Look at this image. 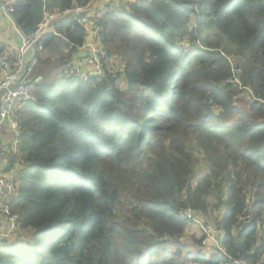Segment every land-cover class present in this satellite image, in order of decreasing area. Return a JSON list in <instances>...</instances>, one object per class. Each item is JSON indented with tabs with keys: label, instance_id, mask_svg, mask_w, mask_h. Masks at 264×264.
Instances as JSON below:
<instances>
[{
	"label": "trees",
	"instance_id": "obj_1",
	"mask_svg": "<svg viewBox=\"0 0 264 264\" xmlns=\"http://www.w3.org/2000/svg\"><path fill=\"white\" fill-rule=\"evenodd\" d=\"M91 1L14 0L9 14L28 36L46 11ZM99 24L122 70L37 83L15 114L17 231L0 264H264V0H143ZM61 32L86 39L74 21ZM211 199L221 250L183 258Z\"/></svg>",
	"mask_w": 264,
	"mask_h": 264
},
{
	"label": "built area",
	"instance_id": "obj_2",
	"mask_svg": "<svg viewBox=\"0 0 264 264\" xmlns=\"http://www.w3.org/2000/svg\"><path fill=\"white\" fill-rule=\"evenodd\" d=\"M42 1L45 2L46 0ZM95 1L77 5L72 9L46 11L37 29L28 36L24 35L23 42L16 53L10 58L0 61L2 75L0 81V95L2 96L0 129L3 130L5 126H9L13 130L16 139L19 138V121L16 119L14 112L17 109L20 110L26 104L35 102L38 92L37 85L27 80L30 69L26 59L29 52L37 49L46 37L62 38L67 45L68 52L71 54L73 63L65 68L61 76L63 78L75 77L83 81L96 80L97 83H102L106 75V68L112 70L115 74L117 72L114 71V67H119L118 72L122 70L123 63L121 59L110 55L104 47L101 36L102 28L99 24V20L105 17L109 10L111 12L113 10L109 7L95 10ZM13 2L14 0L12 4ZM11 5L6 6L3 0H0V9L8 14L11 11ZM70 21L76 22L85 29L86 39L82 44L69 43L64 33L61 32V26ZM88 36H92L93 39L88 40ZM197 47L204 49L199 44ZM194 48L189 43L183 45V51L186 53ZM228 82L241 87L237 78L233 77ZM21 170V164L17 162L10 174L0 180V217L3 218V222L0 224V243L11 239L17 231L18 216L12 212L10 203L17 193ZM183 216L186 219L194 218L193 212L190 210H185Z\"/></svg>",
	"mask_w": 264,
	"mask_h": 264
},
{
	"label": "crops",
	"instance_id": "obj_3",
	"mask_svg": "<svg viewBox=\"0 0 264 264\" xmlns=\"http://www.w3.org/2000/svg\"><path fill=\"white\" fill-rule=\"evenodd\" d=\"M12 1L13 0H3L6 6L11 5ZM139 1L143 0H96L94 3V9L98 10L99 8L102 9L109 7L112 8L113 11L127 10L131 4H135ZM23 39L24 34L18 29L16 24L13 22L10 17V14L0 9V47L2 48L0 61L3 59L10 58L14 53H16V51L22 44ZM89 39L92 40V36H88V40ZM52 45H54L55 47L52 48L54 49V51L50 53V57L52 58V56L55 55L56 57L58 56V59L61 60V73L59 76L61 77L65 68L71 63H73V61L71 60V54L67 50V45L62 38H56L54 44ZM43 47L44 44H41L38 46L37 49H33L32 51H30L26 59L28 68L30 69V72L27 76V80L34 82L36 85L37 83L39 84L42 81L49 83L48 79H50L49 68L46 64H50L52 60L50 58L42 59V54L40 51ZM58 50L59 52L57 53ZM35 69H37L36 72ZM1 79L2 75L0 72V81ZM1 99L2 96L0 95V111L2 107ZM17 110L14 112L15 114H17ZM18 139H16L11 127L5 126L3 130L0 129V180L7 177L16 165V163H13L11 156L15 155L18 151ZM2 219L3 218L0 217V224L3 222Z\"/></svg>",
	"mask_w": 264,
	"mask_h": 264
},
{
	"label": "rangeland",
	"instance_id": "obj_4",
	"mask_svg": "<svg viewBox=\"0 0 264 264\" xmlns=\"http://www.w3.org/2000/svg\"><path fill=\"white\" fill-rule=\"evenodd\" d=\"M54 47V45L48 47L44 46L40 51L42 54V59L50 58L52 60L50 64H46L50 72V79H48V82L54 81L60 76L61 73V60L58 59L59 57H56L55 55H53L52 58L50 57V53L54 51V49H52ZM58 52L59 50L57 51V53ZM118 68L119 67H114V71L118 72ZM36 71L37 69H35V72ZM117 86L120 90H125L127 88L126 79L124 77H119L117 79ZM246 100L250 101L251 98L246 97ZM196 157L198 159V166L195 169V179L193 181L194 185L197 183L198 179L201 178L202 174L206 173L207 171V164L205 163L203 158L199 154H196ZM210 202L212 203L210 214L205 219H202L201 221L197 220L192 223L182 239L186 244L182 247V252L184 253L183 258H191L193 257L192 254L209 256L210 254L218 252V250H220L219 240H217L219 232L216 229V223L221 216L220 210H222V208L219 210L215 209L214 205L216 204V199H211ZM204 220L207 222V225H204ZM203 237H206L205 241L202 242L199 246H196V244L194 243L195 240L202 239Z\"/></svg>",
	"mask_w": 264,
	"mask_h": 264
},
{
	"label": "water",
	"instance_id": "obj_5",
	"mask_svg": "<svg viewBox=\"0 0 264 264\" xmlns=\"http://www.w3.org/2000/svg\"><path fill=\"white\" fill-rule=\"evenodd\" d=\"M109 92H110L111 94L115 95L114 90H109Z\"/></svg>",
	"mask_w": 264,
	"mask_h": 264
}]
</instances>
